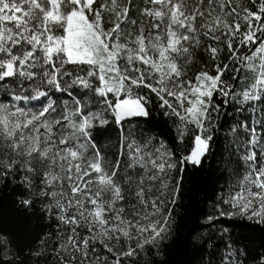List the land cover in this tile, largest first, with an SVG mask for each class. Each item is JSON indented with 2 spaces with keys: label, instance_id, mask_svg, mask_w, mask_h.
Wrapping results in <instances>:
<instances>
[{
  "label": "snow or ice",
  "instance_id": "obj_1",
  "mask_svg": "<svg viewBox=\"0 0 264 264\" xmlns=\"http://www.w3.org/2000/svg\"><path fill=\"white\" fill-rule=\"evenodd\" d=\"M256 2L251 0L253 5ZM142 4L143 7L141 0H0V89L10 97V102H0V154L3 155L0 168L12 171L19 165L28 173L23 181L29 189L32 177L40 178L38 195L49 200L44 205L46 212L70 228L66 242L58 246L57 255L71 247L80 254V264H96L101 259L89 258L90 242L93 252L94 244L99 241L113 253L105 240L117 243L121 237L131 240L132 229L137 238L136 249H144L164 238L171 209L162 219H151L161 217L164 202L157 204L159 196L145 199L144 179L161 180L162 174H167L166 166L174 168V164L168 163L171 153L161 142L153 158V152L145 151L148 142L144 146L134 140L128 143L127 168L139 167L144 173L134 192L143 210L133 211L134 219L129 220L123 215L125 208L116 206L125 199L121 186L114 180L119 159L109 174L101 166L94 145L93 155L86 156L93 121L100 125L108 123L102 113L88 111L85 115L86 105L79 99L74 100V107L64 104L59 111L52 99L37 111L17 106L20 101L47 98L54 92L71 95L70 89L81 88L103 98L119 125L126 117L148 115L145 108L150 103L148 97L132 98L133 88H147L155 94L162 109L170 110L165 115L178 118L179 142H183L189 124L199 129L194 148L189 155L181 157L182 171L184 162L198 166L208 151L211 137L205 138L203 132L213 95H236L233 86L221 79L229 70L228 64L223 68L215 64L214 76L207 70L200 71L195 83L182 79L187 75L185 69L191 63L192 50L202 46L201 37L217 44L209 43L204 49L212 60L219 59V53L224 50L221 45H226L229 61L239 65L236 73L244 69L255 74L254 82L239 94L240 104H251L254 110L257 102L264 100V23H261L264 0H259L256 11L244 7L242 0H142ZM241 21L246 26L244 32L240 31ZM56 29H62L65 35H55ZM253 45L256 47L250 55L240 53L241 48L251 50ZM121 60L125 64L123 68ZM180 60L184 61L183 65ZM67 65L77 66L78 71L70 70ZM93 78L99 86H93ZM121 92H126L128 98L118 100L113 106L108 94L119 97ZM257 125L264 128V120L253 121L251 127L246 122L239 125L247 139L236 142V151L246 153L239 157L246 170L226 191L222 203L228 205V210H221L220 216L264 219V132H258ZM93 173L95 179L91 178ZM166 187L161 181L157 191L162 194ZM147 190L152 191L151 187ZM178 192L177 184L175 194ZM103 193L110 194L108 201L102 199ZM31 202L23 201L26 206ZM86 203L91 207H85ZM171 203H176L175 195ZM78 228H87L89 235L80 239ZM136 249L129 245L127 251L113 253L114 262L105 258L104 264H121L122 257L137 255ZM60 260L61 264H68L63 257ZM222 261L232 264L230 253L226 252Z\"/></svg>",
  "mask_w": 264,
  "mask_h": 264
},
{
  "label": "trees",
  "instance_id": "obj_2",
  "mask_svg": "<svg viewBox=\"0 0 264 264\" xmlns=\"http://www.w3.org/2000/svg\"><path fill=\"white\" fill-rule=\"evenodd\" d=\"M242 3L252 11H256L259 7V0L255 5L251 0H242ZM141 6L143 7L142 0ZM261 23H264V19ZM245 28V24L241 21L240 31L244 32ZM55 35L62 36L65 33L62 29H56ZM201 42L200 49L192 50L191 63L185 69L187 75L182 79H190L195 83V76L200 71L207 70L214 76L215 64L219 63L221 68L224 64H228L229 70L221 79L233 86L236 95L230 94L229 97L213 95L212 107L209 109L208 119L204 121L203 132V136L205 138L210 136L211 140L208 142V151L198 166L184 162L181 171V157L189 155L194 148V137L200 134L199 129L194 124H189L183 142H179L178 118L171 114L165 115V112L170 110L167 107L162 109L155 94L147 88H133L132 98L148 97L150 103L145 104L148 115L126 117L119 125L115 113L102 102L103 98L81 88L70 89L71 95L66 92H54L47 98L20 101L17 105L26 110L37 111L47 103L48 99H52L56 101L59 111L64 104L69 108L74 107V100L79 99L86 105L85 115L88 111L102 113L108 123L100 125L93 121L94 127L90 129V144L86 156L93 155L92 145H94L95 150L99 151L101 166L109 174L119 159V169L114 180L121 186L125 199L116 206L125 208L123 215L129 220L134 219L133 211L143 210L134 192L139 178L144 173L139 167L127 168L128 143L134 140L137 145L144 146L148 142L145 151L153 152V158H155V149L160 148L161 142L171 153L168 163L174 164V168L167 169L166 166L167 174H162L161 180L149 182L147 178L144 179L145 199L159 196L157 204L164 202L161 217H151V219H162V216L167 215L171 209L168 230L163 234V239L158 240L156 244L146 245L144 249H136L135 229H132L134 238L131 240H126L124 237H121L119 243L115 240H105V243L113 248V253L127 251L129 245L136 249L138 254L133 257H122L121 264H223L222 257L226 252L230 253L232 264H264V219L220 216L221 210H228V205L222 203L226 191L242 178L246 170L244 162L239 159L246 153L236 151V142L239 139H247V134L240 130L239 125L246 122L251 127L253 121L264 120V111H262L264 100L257 102L254 110L251 104H240L239 94L254 82L255 74L244 69L236 73L235 69L239 65L229 61L226 45H221L224 50L219 53V59L214 61L204 49L209 43H212V46L217 44L206 41L203 37ZM235 47L234 41L233 48ZM255 47L256 45H253L251 50L241 48L240 53L250 55ZM178 62L182 65L184 63L183 60ZM120 66L121 68L125 66L123 60L120 61ZM67 67L70 70L76 68L78 71L77 66L67 65ZM233 75L236 79L232 78ZM11 83L10 81V86ZM92 83L94 87L99 86V82L94 78ZM41 90L50 91L47 88ZM126 98H128L126 92H121L119 97L113 93L107 96L113 106L118 100ZM0 102H10V97L3 89H0ZM234 128L236 131H233ZM257 131L264 132V128L257 125ZM0 159H3L2 154ZM0 173H6L0 174V264H61L60 257H63L68 264H80V254L71 247L67 252L61 250L57 255L58 246L66 242L70 228L61 224L55 215L46 212L44 205L49 203V200L38 195L41 189L40 178L32 177L33 184L29 189L23 181V177L28 173L19 165L12 171L0 168ZM95 176L96 174L93 173L91 178L95 179ZM87 179L89 177H85V180ZM126 179L128 183H125ZM161 181L167 184V187L161 190L162 194L157 191ZM177 184L179 192L175 194ZM64 187L65 191H68L67 184ZM149 187L152 189L151 192L147 190ZM95 188L94 184V191ZM174 195L176 203L172 204ZM28 199L32 202L26 206L23 201ZM102 199L108 201L110 194L103 193ZM85 207L91 206L86 203ZM56 211L53 210L54 213ZM148 211H151L150 206ZM209 217L213 219L209 220ZM77 232L80 239L89 235L87 228H78ZM92 247L90 242L89 258L91 260H95L96 257L101 258L96 264H104L105 258L109 262L115 261V255L108 252L99 241L94 244L95 252L92 251ZM37 252L41 254L35 255ZM73 256L76 257L75 261L72 260Z\"/></svg>",
  "mask_w": 264,
  "mask_h": 264
},
{
  "label": "rangeland",
  "instance_id": "obj_3",
  "mask_svg": "<svg viewBox=\"0 0 264 264\" xmlns=\"http://www.w3.org/2000/svg\"><path fill=\"white\" fill-rule=\"evenodd\" d=\"M123 100V99H122Z\"/></svg>",
  "mask_w": 264,
  "mask_h": 264
}]
</instances>
